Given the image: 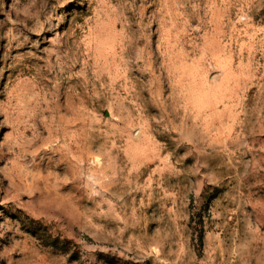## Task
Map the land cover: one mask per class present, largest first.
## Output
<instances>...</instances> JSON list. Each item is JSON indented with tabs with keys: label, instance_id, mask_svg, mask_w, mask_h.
Masks as SVG:
<instances>
[{
	"label": "rangeland",
	"instance_id": "1",
	"mask_svg": "<svg viewBox=\"0 0 264 264\" xmlns=\"http://www.w3.org/2000/svg\"><path fill=\"white\" fill-rule=\"evenodd\" d=\"M0 264H264V0H0Z\"/></svg>",
	"mask_w": 264,
	"mask_h": 264
}]
</instances>
